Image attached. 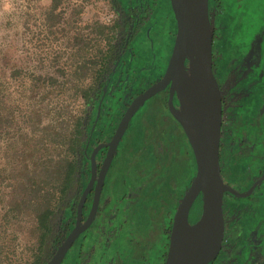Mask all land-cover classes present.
Here are the masks:
<instances>
[{
	"label": "flooded vegetation",
	"instance_id": "flooded-vegetation-1",
	"mask_svg": "<svg viewBox=\"0 0 264 264\" xmlns=\"http://www.w3.org/2000/svg\"><path fill=\"white\" fill-rule=\"evenodd\" d=\"M104 2L115 14L110 23L116 25L118 58L90 111L87 158L77 174L78 195L58 239L53 240L47 262L76 226L79 202L93 177L94 149L112 140L133 99L162 78L178 30L171 0ZM225 9L222 0H209V20L214 24L213 71L222 103L221 175L238 193H224L222 248L208 264H236L249 256L253 264H264V4L249 8L250 24L247 30L238 24L239 32L233 30L235 23L223 24L229 15ZM228 31L235 37L227 38ZM168 98L169 86L144 102L157 100L161 109L154 110L140 126L130 128L129 123L105 174L91 224L75 239L61 264L165 263L177 206L195 175L190 142L171 115ZM173 101L179 108L176 94ZM108 148L102 146L96 153V174L83 204L82 222L92 209ZM199 199L202 212L200 195L191 207L190 223L201 215L194 212L191 222ZM238 244L242 248L236 256Z\"/></svg>",
	"mask_w": 264,
	"mask_h": 264
},
{
	"label": "trees",
	"instance_id": "trees-1",
	"mask_svg": "<svg viewBox=\"0 0 264 264\" xmlns=\"http://www.w3.org/2000/svg\"><path fill=\"white\" fill-rule=\"evenodd\" d=\"M61 2L53 0L49 11L55 20H59L55 16L58 14L54 13ZM55 22L52 27H55ZM231 23V19L224 18V25ZM93 27L91 36H85L76 28L73 61L57 67L58 76L43 77L39 74L37 77L34 88L40 91L38 95L42 101L47 99L44 106L48 122L33 131L18 127L15 137L8 140L0 156V196H6L0 199V228L20 229L24 218L31 226V253L27 258L16 260L17 264H46L53 240L58 239L61 225L69 218L68 209L75 200L74 196L78 195L77 174L83 170L87 158L90 111L118 58V46L114 43L116 25L96 22ZM233 36L232 32H227V38L232 39ZM68 74L70 78H60ZM4 103L7 112L0 109V133L7 129L12 118L7 102ZM74 111L77 115L73 114ZM33 112L36 113L35 110ZM40 115L41 112L36 115V125L41 122ZM11 144L12 152L9 150ZM192 162L194 175L193 152ZM198 201L199 209L194 212L199 215L201 199ZM12 250L5 253L8 260Z\"/></svg>",
	"mask_w": 264,
	"mask_h": 264
},
{
	"label": "water",
	"instance_id": "water-1",
	"mask_svg": "<svg viewBox=\"0 0 264 264\" xmlns=\"http://www.w3.org/2000/svg\"><path fill=\"white\" fill-rule=\"evenodd\" d=\"M171 5L178 30L165 73L159 81L133 99L112 140L94 149L91 156L93 177L79 202L76 226L47 264H61L75 239L89 227L97 210L105 174L131 118L146 100L167 86L169 111L190 142L196 172L177 206L164 264H208L217 257L222 248L225 230L224 193L238 192L227 185L221 175L222 103L221 90L213 71L214 31L208 14L209 0H171ZM187 59L188 72L185 71ZM175 94L180 102L179 108L174 105ZM102 146L109 148L100 170L92 209L87 219L82 222L83 204L96 174V153ZM250 191L242 195H247ZM200 195L201 215L196 222L190 223L191 207Z\"/></svg>",
	"mask_w": 264,
	"mask_h": 264
},
{
	"label": "rangeland",
	"instance_id": "rangeland-1",
	"mask_svg": "<svg viewBox=\"0 0 264 264\" xmlns=\"http://www.w3.org/2000/svg\"><path fill=\"white\" fill-rule=\"evenodd\" d=\"M222 3L227 9L225 11L229 13L227 18L235 23L233 30L239 32L238 24L244 30H247L250 24L249 8L252 9L254 6L262 8L264 0H222ZM52 5L53 0H0V109L7 112L4 101L7 102L10 118L12 116L9 125L6 126L7 129L0 133V156L4 153L8 140L15 137L18 127L33 131L37 126L42 127L48 122L47 108L44 106L47 99L41 100L38 95L40 91L36 90L34 85L39 74L44 75L43 77L55 74L58 76L57 67L72 63L75 49L73 36L78 31L76 28L82 30L85 36H91L96 22L110 23L115 16L104 0H62L54 13L58 14L55 16L59 20H55L54 15L49 14ZM54 21L55 27H52ZM247 32L249 30L240 33ZM76 60L77 58L74 59ZM70 77V74L66 77L60 76L62 80ZM161 108L157 100L146 102L132 118L130 128L132 125H142L143 120H146L154 110ZM38 112H41L42 124L39 122L36 125ZM73 114L77 115V112L74 111ZM171 122L173 126L172 119L169 123ZM12 148L11 144L10 152ZM2 198L6 196H0V199ZM198 209L199 204L196 203L192 209L191 222H194V211ZM234 224L235 222L232 226ZM30 229L31 226L25 218L20 229L0 228V264H17L16 260L28 257L31 253L30 248L33 247V241L29 236ZM238 248L239 244L235 247L236 256L241 254L242 246ZM10 249L13 250L11 259L8 260L5 253ZM227 257L231 258L230 255ZM249 261L251 262L250 256L241 257L236 264H251Z\"/></svg>",
	"mask_w": 264,
	"mask_h": 264
}]
</instances>
